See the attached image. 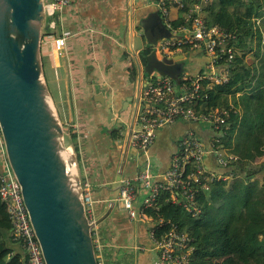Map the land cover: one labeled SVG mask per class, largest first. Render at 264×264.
Wrapping results in <instances>:
<instances>
[{"label": "crops", "instance_id": "obj_1", "mask_svg": "<svg viewBox=\"0 0 264 264\" xmlns=\"http://www.w3.org/2000/svg\"><path fill=\"white\" fill-rule=\"evenodd\" d=\"M157 1L70 0L57 31L66 37L63 55L53 64L50 48L41 40L46 79L61 82L58 100L62 120L77 135L81 179L93 189L98 223L92 236L98 264H153L158 259L150 224L128 218L117 199L118 188L146 164L159 180L186 133H193L206 147L212 136L201 124L177 121L158 130L146 152L129 145V134L136 128L140 92L150 75L142 72L140 53L144 49H134V38L138 36L146 43L139 22L157 11ZM107 49L110 65L105 57ZM183 57L184 72L195 75L204 70V56ZM205 166L212 172L223 171L210 154ZM8 256L14 257L11 251Z\"/></svg>", "mask_w": 264, "mask_h": 264}, {"label": "built area", "instance_id": "obj_2", "mask_svg": "<svg viewBox=\"0 0 264 264\" xmlns=\"http://www.w3.org/2000/svg\"><path fill=\"white\" fill-rule=\"evenodd\" d=\"M210 1L158 0L155 4L170 37L158 40L149 50L155 52L158 58L200 54L206 59V64L204 70L195 75L184 71L174 78L160 73L149 75L140 92L136 128L129 134V145L136 151L146 152L153 145L157 131L177 121L201 124L211 131L212 136L206 147L193 133H186L171 158L169 169L160 175L159 180L146 164L137 176L123 180L118 188L117 199L128 218L150 224V239L158 252V259L153 264H190L193 252L188 235L169 222L168 229L159 232L166 227V221L156 213L161 192L170 194L168 203L173 206L181 204L189 215L197 217L200 214L198 194L206 189L203 183L223 180L220 176H224L223 181H226L228 174L208 170L205 166L207 156H215L217 167L232 172L226 167L225 158L219 151L221 141L227 137L229 113L211 109L210 104L202 109V102H208L212 86L224 82L234 56L233 50L227 47L228 41L234 39L233 35L217 25L208 26L204 19L205 7ZM43 3L45 27L41 40L50 48V58L55 62L66 43V37L57 31L61 13L69 6L70 0H43ZM167 3L186 10L181 24L175 25L171 21ZM82 188L85 214L88 222L93 224V234L97 225L93 190L84 182ZM0 199L11 223L12 240L19 243L24 252V264H45L19 185L9 166L1 132ZM137 202L139 205L136 208Z\"/></svg>", "mask_w": 264, "mask_h": 264}, {"label": "water", "instance_id": "obj_3", "mask_svg": "<svg viewBox=\"0 0 264 264\" xmlns=\"http://www.w3.org/2000/svg\"><path fill=\"white\" fill-rule=\"evenodd\" d=\"M44 27L43 0H0V132L45 264H98L76 153L65 142L44 77ZM139 28L148 49L170 37L158 11ZM105 57L110 65L108 49ZM183 60L152 52L142 72L174 78L184 71ZM3 240L13 256L25 259L11 231Z\"/></svg>", "mask_w": 264, "mask_h": 264}, {"label": "trees", "instance_id": "obj_4", "mask_svg": "<svg viewBox=\"0 0 264 264\" xmlns=\"http://www.w3.org/2000/svg\"><path fill=\"white\" fill-rule=\"evenodd\" d=\"M167 7L171 21L181 22L186 10L171 3ZM204 19L208 26L217 25L234 38L227 43L234 53L228 75L222 84L212 86L208 102H202L203 110L210 104L211 109L229 113L227 137L221 141L219 151L227 150L226 167H234V178L229 183H203L206 189L198 194L197 217L189 215L181 204L168 203L170 194L161 192L156 213L166 221V227L159 232H165L169 222L188 235L193 247L190 264H264V0H211ZM151 53L148 47L140 53L143 65ZM41 57L48 91L62 127H66L58 100L61 82L58 86L55 81H47ZM67 133L68 145L78 157L77 135L69 128ZM240 172L245 176L237 178ZM10 229L0 199V264H24L22 258L8 256L3 232Z\"/></svg>", "mask_w": 264, "mask_h": 264}, {"label": "rangeland", "instance_id": "obj_5", "mask_svg": "<svg viewBox=\"0 0 264 264\" xmlns=\"http://www.w3.org/2000/svg\"><path fill=\"white\" fill-rule=\"evenodd\" d=\"M255 22H256L255 27H257L258 21H255ZM263 44H264V42L262 43V45ZM255 45H256V40L252 44V47H253L254 50H255ZM145 48L147 49L146 45L143 44V40L140 37L136 36L134 38V49L135 50H143ZM262 54H264V47H263ZM259 59L260 58H257L255 60V64L258 63ZM50 64H53V61L52 60H51ZM248 65H250V63H248ZM68 128H69V126H67V125H66V127H63L65 142H66L67 145L69 144V140H68L69 139V134L67 133V129ZM221 155H222L223 158H225V156L227 155V150L221 151ZM231 170L233 172V170H234V167L233 166H231ZM222 172H225V173H228V174H227L226 181H223V180H225V177L224 176H220V178L223 179V180H220V181H223L225 183H227V182L229 183V182H231L233 180L234 177L231 176V174H230L231 171L227 172L226 170H224ZM244 176H245V173L244 172H240V173H237V176L236 177L238 178V177H244Z\"/></svg>", "mask_w": 264, "mask_h": 264}, {"label": "bare ground", "instance_id": "obj_6", "mask_svg": "<svg viewBox=\"0 0 264 264\" xmlns=\"http://www.w3.org/2000/svg\"><path fill=\"white\" fill-rule=\"evenodd\" d=\"M66 155V154H65Z\"/></svg>", "mask_w": 264, "mask_h": 264}]
</instances>
